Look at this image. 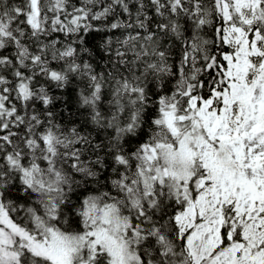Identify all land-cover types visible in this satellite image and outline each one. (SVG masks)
Instances as JSON below:
<instances>
[{
	"label": "snow or ice",
	"instance_id": "snow-or-ice-1",
	"mask_svg": "<svg viewBox=\"0 0 264 264\" xmlns=\"http://www.w3.org/2000/svg\"><path fill=\"white\" fill-rule=\"evenodd\" d=\"M0 264H264V0H0Z\"/></svg>",
	"mask_w": 264,
	"mask_h": 264
}]
</instances>
